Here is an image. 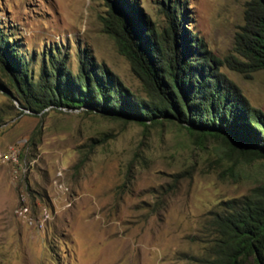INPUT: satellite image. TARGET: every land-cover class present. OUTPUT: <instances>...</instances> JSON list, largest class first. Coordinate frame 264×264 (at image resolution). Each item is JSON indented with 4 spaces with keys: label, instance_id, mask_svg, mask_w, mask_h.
Listing matches in <instances>:
<instances>
[{
    "label": "rangeland",
    "instance_id": "obj_1",
    "mask_svg": "<svg viewBox=\"0 0 264 264\" xmlns=\"http://www.w3.org/2000/svg\"><path fill=\"white\" fill-rule=\"evenodd\" d=\"M128 1L155 26L165 21L163 3H172ZM176 1L201 53L218 58L223 76L264 111V69L243 73L227 62L239 57L233 36L245 0ZM107 2L0 0V31L34 76L47 53L70 70L86 55L145 95L102 29ZM3 69L0 264H194L205 251L209 211L264 179V158L234 162L220 139L199 142L174 121L142 125L85 106L32 111Z\"/></svg>",
    "mask_w": 264,
    "mask_h": 264
},
{
    "label": "trees",
    "instance_id": "obj_2",
    "mask_svg": "<svg viewBox=\"0 0 264 264\" xmlns=\"http://www.w3.org/2000/svg\"><path fill=\"white\" fill-rule=\"evenodd\" d=\"M106 5L102 29L114 39L145 95L129 90L86 55H79L76 69L70 70L57 54L47 53L34 76L22 56L13 58L15 51L0 31V69L9 70L7 85L24 107L37 112L49 105L85 106L142 125L174 121L199 142L220 139L234 162L264 158V111L223 76L218 58L201 53L181 24L179 2L163 3L161 26L148 23L128 0ZM233 49L239 57L227 60L231 68L243 73L264 69V0H245ZM219 205L204 222L205 251L194 264H264V179Z\"/></svg>",
    "mask_w": 264,
    "mask_h": 264
}]
</instances>
